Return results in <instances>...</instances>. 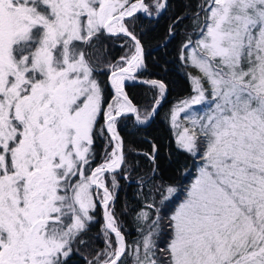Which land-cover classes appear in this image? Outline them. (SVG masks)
I'll return each mask as SVG.
<instances>
[{
  "label": "snow or ice",
  "instance_id": "1",
  "mask_svg": "<svg viewBox=\"0 0 264 264\" xmlns=\"http://www.w3.org/2000/svg\"><path fill=\"white\" fill-rule=\"evenodd\" d=\"M168 6L0 0V264H70L98 207L103 247L85 264H264V0H198L173 18L169 36L186 17L193 34L178 56L189 94L168 122L194 174L157 180L153 143L135 240L116 214L130 179L118 125L130 114L148 124L168 92L141 79L156 93L141 113L125 91L147 67L138 14ZM110 45L124 50L115 61L104 59Z\"/></svg>",
  "mask_w": 264,
  "mask_h": 264
},
{
  "label": "trees",
  "instance_id": "2",
  "mask_svg": "<svg viewBox=\"0 0 264 264\" xmlns=\"http://www.w3.org/2000/svg\"><path fill=\"white\" fill-rule=\"evenodd\" d=\"M197 2L198 0H168V8L158 16L148 17L138 14L140 19L136 23V33L144 44L147 66L139 79L163 80L168 85V92L148 124L139 125L135 122L134 116L129 115L125 122L118 125V130L124 140L130 179H120L115 211L122 222V230L129 242L137 237L133 221L134 210L140 207V200L137 198V183L139 177L151 174L153 165L144 153L152 151V144H156L159 149L157 180L176 181L187 185L192 178L188 173L194 174L191 158L176 149L174 132L168 122V114L172 105L189 94L188 81L178 56L181 43L187 36L193 34L192 21L186 17L172 36L168 35V28L174 17L190 13L195 9ZM186 5H191V7L188 8ZM123 51L118 46L110 45L104 59L115 61L123 54ZM99 79L107 84V75L101 74ZM125 91L133 103L140 108L141 113L153 106L156 93L149 86L142 83H130L125 85ZM125 205L128 211L122 214ZM95 216V222L84 235V239L88 241L87 245L80 246V253L73 255L70 264H85L83 257L91 259V254L103 247V237L100 235V226L103 224L101 208H97Z\"/></svg>",
  "mask_w": 264,
  "mask_h": 264
},
{
  "label": "rangeland",
  "instance_id": "3",
  "mask_svg": "<svg viewBox=\"0 0 264 264\" xmlns=\"http://www.w3.org/2000/svg\"><path fill=\"white\" fill-rule=\"evenodd\" d=\"M130 83H141V79H137V80H135V81H126L125 82V85L126 84H130ZM143 84V83H142ZM155 91V90H154Z\"/></svg>",
  "mask_w": 264,
  "mask_h": 264
},
{
  "label": "water",
  "instance_id": "4",
  "mask_svg": "<svg viewBox=\"0 0 264 264\" xmlns=\"http://www.w3.org/2000/svg\"><path fill=\"white\" fill-rule=\"evenodd\" d=\"M110 89V88H109ZM111 91V90H110ZM131 115V114H130Z\"/></svg>",
  "mask_w": 264,
  "mask_h": 264
},
{
  "label": "flooded vegetation",
  "instance_id": "5",
  "mask_svg": "<svg viewBox=\"0 0 264 264\" xmlns=\"http://www.w3.org/2000/svg\"><path fill=\"white\" fill-rule=\"evenodd\" d=\"M97 162H99V161H97Z\"/></svg>",
  "mask_w": 264,
  "mask_h": 264
}]
</instances>
